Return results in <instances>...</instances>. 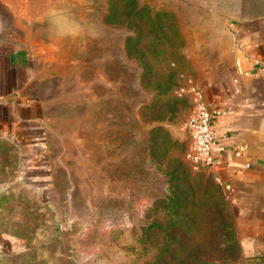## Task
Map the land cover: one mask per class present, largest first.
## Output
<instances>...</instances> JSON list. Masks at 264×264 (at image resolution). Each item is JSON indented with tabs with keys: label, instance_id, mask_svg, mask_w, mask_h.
Here are the masks:
<instances>
[{
	"label": "rangeland",
	"instance_id": "1",
	"mask_svg": "<svg viewBox=\"0 0 264 264\" xmlns=\"http://www.w3.org/2000/svg\"><path fill=\"white\" fill-rule=\"evenodd\" d=\"M133 1L113 21L110 0H0V29L35 58L45 145L28 159L0 141V264L228 263L224 237L218 252L182 240L172 254V199L189 187L194 210L229 217L235 264H264L186 130L199 74L232 47L228 24L264 16V0ZM157 11L174 16L168 38L146 19Z\"/></svg>",
	"mask_w": 264,
	"mask_h": 264
},
{
	"label": "crops",
	"instance_id": "2",
	"mask_svg": "<svg viewBox=\"0 0 264 264\" xmlns=\"http://www.w3.org/2000/svg\"><path fill=\"white\" fill-rule=\"evenodd\" d=\"M228 29L231 49L196 82L215 132L208 169L235 211L239 236L264 242V16L232 21ZM43 110L32 50L17 30L0 29V141L28 159L42 152Z\"/></svg>",
	"mask_w": 264,
	"mask_h": 264
},
{
	"label": "trees",
	"instance_id": "3",
	"mask_svg": "<svg viewBox=\"0 0 264 264\" xmlns=\"http://www.w3.org/2000/svg\"><path fill=\"white\" fill-rule=\"evenodd\" d=\"M119 1H124L127 5L128 3H134L133 0H110V15L113 21L117 20V17L122 12H119L117 8L119 5ZM125 8V7H124ZM146 19L149 24L154 25L152 26L153 32L162 34V37L168 38L171 33H175V23H174V16L172 13L167 11H157L153 15L151 13L146 14ZM157 25V27H155ZM158 35V34H157ZM161 36V35H160ZM129 38H127L128 43ZM128 46V44H126ZM162 129L160 127H153L151 132H160ZM164 136L167 137V133L162 132ZM157 144V141L152 139V143ZM178 176V172L175 171ZM182 175V173H180ZM181 178V177H180ZM191 192L190 200L187 199V194L184 193H175V198L172 199V204L175 212H173L170 216V225L175 229L173 233H169L167 235L168 239L173 243H178L175 247H172V254L176 255L182 249L185 250L180 242H193L196 245H200L198 243L204 242L209 247V252L214 253L220 250V244H218L219 238H225L224 240V251L231 256V259L224 264H235L237 261V255L239 254V247L238 241L236 239L235 232L228 222L229 217L226 218V222L223 223V219L225 220L224 216L221 213H216L212 211H208L205 213H199L198 211L194 210L196 207L197 201V191H194L192 188L189 187ZM218 189H223L220 185H218ZM220 197L226 201L225 193L221 194ZM228 220V221H227ZM217 224V225H216ZM220 224V225H219ZM203 227V229H202ZM192 233L193 237L189 234ZM186 239V240H185ZM223 252V251H222ZM221 252V253H222ZM223 252L222 254H224ZM177 264H207V262L202 261V257L196 254L195 258L190 261L189 263L186 262H176Z\"/></svg>",
	"mask_w": 264,
	"mask_h": 264
},
{
	"label": "built area",
	"instance_id": "4",
	"mask_svg": "<svg viewBox=\"0 0 264 264\" xmlns=\"http://www.w3.org/2000/svg\"><path fill=\"white\" fill-rule=\"evenodd\" d=\"M193 100V109L186 121V130L192 142V158L196 163H203L209 168L210 150L215 142L212 112L201 92L196 91Z\"/></svg>",
	"mask_w": 264,
	"mask_h": 264
}]
</instances>
